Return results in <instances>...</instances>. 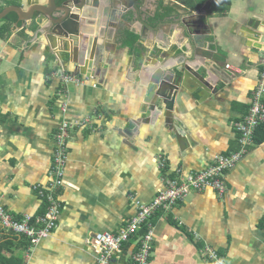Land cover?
I'll return each mask as SVG.
<instances>
[{
    "label": "crops",
    "instance_id": "1",
    "mask_svg": "<svg viewBox=\"0 0 264 264\" xmlns=\"http://www.w3.org/2000/svg\"><path fill=\"white\" fill-rule=\"evenodd\" d=\"M19 5L0 0V12ZM140 13L151 28L126 12L112 19L116 27L99 31L104 62L99 71L87 69L89 76L75 67L70 41L68 51L50 47L33 20L15 12L0 19V206L15 218L44 214L47 203L33 186L49 179L57 128L88 119L69 129L57 228L31 244L0 227V264H97L85 239L117 232L134 214L133 199L150 201L177 170L200 171L242 149L238 126L249 114L264 58V42L247 23L261 20L264 27V0H143ZM189 16L200 46L177 23ZM193 56L203 80L184 77L172 107L158 100L162 110H154L140 77L145 60L165 69ZM260 125L243 158L225 172L222 195L192 191L156 212L148 264H216L206 246L220 264H264Z\"/></svg>",
    "mask_w": 264,
    "mask_h": 264
},
{
    "label": "built area",
    "instance_id": "2",
    "mask_svg": "<svg viewBox=\"0 0 264 264\" xmlns=\"http://www.w3.org/2000/svg\"><path fill=\"white\" fill-rule=\"evenodd\" d=\"M228 66V65H227ZM67 81L74 77L67 76ZM264 58L262 69L254 89L249 114L244 123L238 126L239 141L242 149L214 158L213 163L200 171L183 173L178 171L175 178L168 179L166 185L147 202L132 200L134 214L117 232L99 231L85 239L95 253L97 264H112L113 260L126 258L129 264H148L153 248L152 218L159 209L170 210L182 201L192 191L214 189L219 195L226 190V183L221 178L225 171L233 168L244 156V146L251 143L256 128L264 123ZM88 119L76 122L63 121L54 136L55 146L53 160L48 170V181L35 184L34 190L47 203L44 214L28 215L20 218L13 217L10 212L0 206V227L14 235L27 237L31 244L48 237L57 228L62 202L60 192L63 188V176L67 161V139L69 129L82 126ZM162 158L160 165H164ZM145 229L144 232L142 230ZM128 248L125 244L130 242ZM133 248V249H132ZM130 249V250H129ZM207 256L216 264L221 257L211 247L204 248Z\"/></svg>",
    "mask_w": 264,
    "mask_h": 264
},
{
    "label": "water",
    "instance_id": "3",
    "mask_svg": "<svg viewBox=\"0 0 264 264\" xmlns=\"http://www.w3.org/2000/svg\"><path fill=\"white\" fill-rule=\"evenodd\" d=\"M213 0H210L212 2ZM143 0H21V5L10 6L0 12V19L9 12H15L19 20L34 21L38 31L37 34L45 35L50 47H59L63 44L65 50H69V41L72 45L74 55L73 63L81 75L89 76L87 69L99 68V63L104 62V42L99 39V31L116 27L112 19L126 12L132 13L145 26L151 28L145 17L140 13ZM156 19V14L150 15ZM190 17H181L177 23L182 27V34L189 38L191 44L199 45L197 30H194L193 21ZM52 18L51 24H44L45 19ZM261 20H249L248 27H251L252 35L256 36L257 42H264V27L260 26ZM44 24V25H43ZM262 24V23H261ZM50 25V29L48 28ZM186 29V31H185ZM193 43H192V42ZM185 55H183L184 57ZM197 59L185 58L178 65L161 69L150 59L145 60L140 77L147 80L144 84L147 88V100L155 108L162 110L157 104L161 100L165 108L172 107L180 83L189 74L197 79L203 80V76L197 67ZM151 65V66H148ZM179 140L183 139L186 144L185 135L181 132L175 133Z\"/></svg>",
    "mask_w": 264,
    "mask_h": 264
},
{
    "label": "trees",
    "instance_id": "4",
    "mask_svg": "<svg viewBox=\"0 0 264 264\" xmlns=\"http://www.w3.org/2000/svg\"><path fill=\"white\" fill-rule=\"evenodd\" d=\"M131 40L133 42V40H135V35H132L131 37ZM264 130V123L262 125H260V127L257 129V132H256V136H255V141L258 142V143H261L264 141V131H263V134H262V131L261 130ZM159 166H160V163H159ZM165 166V164L163 165ZM143 232L145 231V229L142 230ZM131 241L128 242L127 244H125L124 248H128V246L130 245ZM115 260H113L114 262Z\"/></svg>",
    "mask_w": 264,
    "mask_h": 264
},
{
    "label": "bare ground",
    "instance_id": "5",
    "mask_svg": "<svg viewBox=\"0 0 264 264\" xmlns=\"http://www.w3.org/2000/svg\"><path fill=\"white\" fill-rule=\"evenodd\" d=\"M200 45H201V43H200ZM227 66V65H226ZM227 67H229V65L227 66ZM160 166H163V165H160ZM179 170H177V172H178ZM226 172V171H225ZM225 172L222 174V179L224 180V175H225Z\"/></svg>",
    "mask_w": 264,
    "mask_h": 264
}]
</instances>
